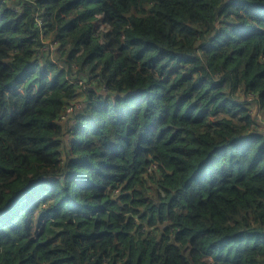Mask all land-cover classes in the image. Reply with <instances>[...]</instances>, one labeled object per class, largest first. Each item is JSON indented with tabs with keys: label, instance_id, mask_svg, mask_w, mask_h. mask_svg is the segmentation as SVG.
<instances>
[{
	"label": "trees",
	"instance_id": "trees-1",
	"mask_svg": "<svg viewBox=\"0 0 264 264\" xmlns=\"http://www.w3.org/2000/svg\"><path fill=\"white\" fill-rule=\"evenodd\" d=\"M13 2L0 264H264V0Z\"/></svg>",
	"mask_w": 264,
	"mask_h": 264
},
{
	"label": "rangeland",
	"instance_id": "rangeland-1",
	"mask_svg": "<svg viewBox=\"0 0 264 264\" xmlns=\"http://www.w3.org/2000/svg\"><path fill=\"white\" fill-rule=\"evenodd\" d=\"M7 1H9V0H7ZM13 1H14V0H10V3L13 4V3H14ZM41 51H42V52L47 51V52H48L47 55H49V56H50L51 58H53L55 61H59L58 63H59V66H60L61 68H65V69L67 68V67L65 66L63 60L60 61V59H61V54L57 51V46H56V44L52 42V36H47V37L43 38ZM73 70L76 71V72L80 71V70H81V65H79V64H78V65H75L74 68H73ZM78 87H79V88H78V92L81 94V93H82V88H81L80 85H79ZM243 96H244V97H242V98H246V99H248L249 101L252 100V99H254L253 97H247V96H245V95H243ZM80 100L83 101L84 98H81ZM70 111H71V109L68 110L67 112H70ZM67 118H68V117L65 116L64 119H62V122H63L65 128L67 127V121H68ZM260 118H261V119H260L261 122H260V125H259L258 127H259V130H264V115H263L262 113L260 114ZM212 121H213V120H212ZM71 139H72L71 136H69L68 134H65L64 143H62V144L60 145V149H62V151H63V149H66V148H67V143H68V141H71ZM155 170H156V168L152 167V169H151V173H153V171H155ZM153 192H154V191H153V185L150 184V186H149V193H150V195H152Z\"/></svg>",
	"mask_w": 264,
	"mask_h": 264
},
{
	"label": "built area",
	"instance_id": "built-area-1",
	"mask_svg": "<svg viewBox=\"0 0 264 264\" xmlns=\"http://www.w3.org/2000/svg\"><path fill=\"white\" fill-rule=\"evenodd\" d=\"M36 23H37V25L38 26H40V27H42V19L40 18V17H36ZM253 100V99H252ZM251 101V100H250ZM79 108V107H78ZM71 109V111L70 112H67L68 114H71L72 112H73V109L72 108H70ZM69 109V110H70Z\"/></svg>",
	"mask_w": 264,
	"mask_h": 264
}]
</instances>
